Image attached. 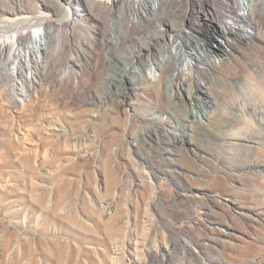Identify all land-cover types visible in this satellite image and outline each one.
I'll return each mask as SVG.
<instances>
[{
    "label": "rangeland",
    "instance_id": "obj_1",
    "mask_svg": "<svg viewBox=\"0 0 264 264\" xmlns=\"http://www.w3.org/2000/svg\"><path fill=\"white\" fill-rule=\"evenodd\" d=\"M147 1L134 16L88 5L100 27L54 65L43 47L31 69L1 59L0 264H264V0L244 8L254 27L237 26L254 37L228 52L218 22L237 19V0ZM166 131L181 135L175 173Z\"/></svg>",
    "mask_w": 264,
    "mask_h": 264
},
{
    "label": "bare ground",
    "instance_id": "obj_2",
    "mask_svg": "<svg viewBox=\"0 0 264 264\" xmlns=\"http://www.w3.org/2000/svg\"><path fill=\"white\" fill-rule=\"evenodd\" d=\"M146 1L147 0H51L52 8H49L47 6L48 8H44V9L42 8L41 10H39L38 13H33L31 11H28V10H26L27 8H23L19 5L11 6V5L6 4V5H4L5 8H0V64L3 63V61H1V59L5 58L7 53L9 54V55H7V57L9 56L8 59L13 58V56H15L14 59H16V56L18 59V56L20 54H23L24 56L27 57L26 60L28 62V65H27L28 69H31L30 68L31 63L29 64L30 53H35V56H39V53H41V52H39L41 50L40 48L43 47V48H45V50L48 53H50V54L53 53V55H50V59L49 60L47 59V60L50 64L54 65L55 61L57 62V59L60 57L59 55H60L61 51L64 48H66V46L68 49L72 50V45L75 43V40L77 41V37L79 36L80 30L83 29L86 32V34L92 38L93 33L95 34L96 30H98V28L100 27L99 18L97 16L93 15V13L91 12L92 9L90 10L88 8L90 6H88V5H91L92 8L93 7L99 8L105 14H107L108 17H112L115 14L116 10H119L121 14L128 13V14H130V16H134V14L138 10H140V9L142 10L143 7H145L147 5L148 1L147 2ZM231 1H233V0H231ZM254 2H255V0H247V3H244V1H242V0H237V3H235L236 6L233 7V9L236 13L237 19L236 20L225 19L226 20L225 22H220V21L218 22L219 23V25H218L219 26V33L223 38V40L221 41V48H223L226 52L229 51V47L226 46L227 42L231 41L233 43V42H236L238 39L241 41H244L246 39L252 38V36L254 37V35H253L254 33H252L249 28H245V29L240 28L241 33H239L237 31V26H241L240 24H242V23L243 24H245V23L249 24V26H251V28L256 25L251 20L252 18H250L251 13H249L247 11L248 9L247 10L244 9L245 6H247V4H249L250 6L248 8L251 9L252 11H254L256 9V8L254 9V6H255ZM160 3H161V0H152L151 6H153L152 8L155 10V12H157L160 9L159 8ZM39 4L45 5L46 2L41 1V2H39ZM146 10H148V8ZM151 13H152V11H151ZM124 17H125V15H124ZM253 20H255V19H253ZM54 22H56V23H54ZM101 22H102V19H101ZM103 24H105V23H103ZM129 25H131V24L129 23ZM195 30H196V32H198V31H200V28L197 27ZM85 32H84V34H85ZM104 39H106V38H104ZM104 39L102 38L103 41H104ZM109 40L111 41V39H109ZM172 42H174V41H172ZM175 44H173L175 46H172V52H175L177 50L176 48L180 47V45L177 42ZM229 44L231 45V43H229ZM113 47L116 50H118L121 47L120 42L117 39H115L113 41ZM86 49L88 50V48H86ZM77 52H80V51H77ZM87 53H89V52H87ZM87 55H89V54H87ZM40 56L42 57V55H40ZM48 56H49V54H48ZM10 60H12V59H10ZM12 62H15V60L14 61L12 60ZM17 64H18V62H17ZM40 64H42V63H39L38 65H36V71L38 70V68H40L39 67ZM47 64L48 63H46L44 66L45 70L42 68V71L44 70V72H45L46 69L50 67V65L49 64L47 65ZM210 64L211 65H213V64L218 65V64H220V62L219 61L217 62V60H213V61H211ZM14 67H15V65H14ZM12 69H13V66H12ZM10 71H14V70H10ZM39 72H41V69ZM39 72H37V76H38ZM4 73H5V70H4ZM43 74L45 75V73H43ZM0 75H1V73H0ZM3 75H5V74H3ZM148 76L151 79H153L154 81L157 80V78L159 77L157 74H155L152 71H149ZM31 78L33 79V76ZM61 78L64 79L63 77H61ZM40 79H41V77H40ZM35 80H36V82L38 81L37 79H35ZM32 83H34V81ZM28 85H30V84H28ZM201 91L202 92L207 91L205 93H207V96H208L209 90H207L205 87H203L201 89ZM180 96H182V95H180ZM208 97H209V99L212 98V96H210V95ZM156 98H157L158 103H164L163 101H160L158 95ZM189 98L193 99V96L191 94H189ZM173 100H175L174 97L169 96L168 101L172 102ZM156 104H150L148 107V114L147 115L150 117V118L148 117L149 120H153V121H157V122L167 121L170 123L169 118H167L165 120L166 115L168 113H170L169 108L167 109V107L166 106L164 107V105H161L162 107H159ZM176 104H178V103H176ZM170 118L172 119V117H170ZM198 119L200 120V117H198ZM185 120L187 123H189V127L191 128V130H193L196 117L193 115L191 118L186 117ZM246 124L247 123H245V122L242 123L241 125L239 124L238 126L240 127V130L246 128ZM230 126L235 127V125L229 123L228 127H230ZM257 126H258V128H262L263 125L261 122H259V124ZM166 132L172 134L173 138L172 139L170 138L169 141L167 142V145L165 147H162V151H163L162 155L166 159L167 168L169 166V170L167 172L168 173H173V172L175 173L177 170L173 167V162H174L173 158H174V153H175L174 151L176 150L175 148H177V146L181 142L180 141L181 135L178 133H172L170 131H166ZM237 141H238V137L235 136L233 133L228 138V140H226V143L229 145H231V144L237 145L238 144ZM255 144H257L256 141H254V144L251 145L250 147H252V146L255 147L256 146Z\"/></svg>",
    "mask_w": 264,
    "mask_h": 264
},
{
    "label": "built area",
    "instance_id": "obj_3",
    "mask_svg": "<svg viewBox=\"0 0 264 264\" xmlns=\"http://www.w3.org/2000/svg\"><path fill=\"white\" fill-rule=\"evenodd\" d=\"M12 2H13V4H11L9 1H8V3H6V4H8V5H11V6H15V5H19L20 6V3H19V1L16 3V1L15 0H11Z\"/></svg>",
    "mask_w": 264,
    "mask_h": 264
}]
</instances>
